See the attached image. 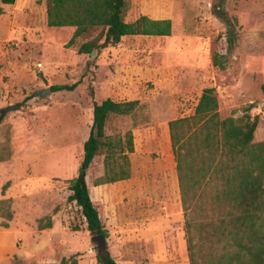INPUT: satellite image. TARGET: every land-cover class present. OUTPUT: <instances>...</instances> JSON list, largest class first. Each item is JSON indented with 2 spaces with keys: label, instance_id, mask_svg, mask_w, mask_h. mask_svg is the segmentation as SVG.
Here are the masks:
<instances>
[{
  "label": "rangeland",
  "instance_id": "rangeland-1",
  "mask_svg": "<svg viewBox=\"0 0 264 264\" xmlns=\"http://www.w3.org/2000/svg\"><path fill=\"white\" fill-rule=\"evenodd\" d=\"M1 8L0 200L13 199L15 216L0 226V264H98L100 239L68 187L106 99L142 106L107 128L132 130V177L96 187L102 158L88 171L109 252L118 264H190L169 123L214 88L221 118L258 116L254 142L264 141V0H142L145 15L172 21V35L125 37L94 56L79 51L82 39L69 46L74 27L48 26L46 0ZM57 85L74 89L42 96ZM12 105L21 108L1 113ZM48 217L52 228L39 230Z\"/></svg>",
  "mask_w": 264,
  "mask_h": 264
},
{
  "label": "trees",
  "instance_id": "trees-1",
  "mask_svg": "<svg viewBox=\"0 0 264 264\" xmlns=\"http://www.w3.org/2000/svg\"><path fill=\"white\" fill-rule=\"evenodd\" d=\"M46 7L48 26L74 27L69 46L84 40L79 48L83 54L115 46L128 36L172 35V21L146 16L142 0H46ZM221 57H214V65L225 69ZM73 89L66 85L51 88L52 92ZM141 107L139 100L106 99L95 104L79 173L69 181L68 201L78 206L91 235L100 237L98 264L118 262L106 244L109 231L91 197L88 171L102 158L103 175L95 181L96 187L132 177V130L110 135L107 128L113 117L132 116ZM259 122L250 113L221 118L216 91L206 88L194 115L169 123L190 264H264V141L254 142ZM8 187L9 183L3 187V195ZM14 216L13 199H1L0 226L9 229ZM51 228V217L38 220L39 230Z\"/></svg>",
  "mask_w": 264,
  "mask_h": 264
},
{
  "label": "water",
  "instance_id": "water-1",
  "mask_svg": "<svg viewBox=\"0 0 264 264\" xmlns=\"http://www.w3.org/2000/svg\"><path fill=\"white\" fill-rule=\"evenodd\" d=\"M96 54V51L93 52V56ZM52 90L51 89H48L44 92H42V96L46 95L47 93L51 92ZM21 107L19 105H12V106H9L8 108L4 109L1 111L2 114H7L9 112H13L15 110H18L20 109ZM96 240L100 239V237H95Z\"/></svg>",
  "mask_w": 264,
  "mask_h": 264
},
{
  "label": "crops",
  "instance_id": "crops-1",
  "mask_svg": "<svg viewBox=\"0 0 264 264\" xmlns=\"http://www.w3.org/2000/svg\"><path fill=\"white\" fill-rule=\"evenodd\" d=\"M17 3H18V0H16V3L14 4V5H4L3 3H2V1H1V5H0V9H2L1 7H14V6H16L17 5ZM147 16V15H146ZM149 17V16H148ZM151 18V17H150ZM151 19H154V18H151ZM155 20H161V19H155ZM162 20H164V19H162ZM128 37H131V36H128ZM143 37H150V36H143Z\"/></svg>",
  "mask_w": 264,
  "mask_h": 264
}]
</instances>
